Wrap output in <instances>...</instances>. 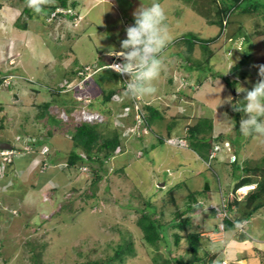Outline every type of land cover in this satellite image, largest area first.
Here are the masks:
<instances>
[{"label": "rangeland", "instance_id": "1", "mask_svg": "<svg viewBox=\"0 0 264 264\" xmlns=\"http://www.w3.org/2000/svg\"><path fill=\"white\" fill-rule=\"evenodd\" d=\"M73 1L70 15L60 7L67 18L36 17L34 2L0 0V142L13 146L12 152L0 150V264H160L186 256L185 241L172 242L178 232L173 222L184 219L189 225L181 234L200 236L199 258L216 254L213 264H237L221 262L227 240H236L233 230L211 239L213 230H202L214 223L213 211L228 205L239 169L264 158V135H241L239 121L245 114L222 104L229 95L233 101L243 99L237 84L251 90L260 79L264 0H158L171 40L153 82L156 92L135 97L126 94L119 74L103 66L110 60L108 49H119L125 28L134 23L133 12L152 0L67 2ZM27 6L33 18L24 28L21 11ZM80 80L87 81L80 85ZM145 104L151 108L147 112ZM88 111L100 114V122L82 120L81 112ZM141 111L149 121L136 136L140 124L130 123ZM198 123L211 127L194 142L199 154L208 153L205 137L223 136L230 144L222 148L224 141L216 142L219 151L211 168L192 147H183ZM82 124L96 126L102 139L117 134L120 140L117 155L104 161L103 171L92 165L101 176L95 183L89 166L65 163L73 150L71 136ZM233 156L235 165L228 161ZM188 193L196 194L194 201ZM148 202L155 208L154 219L166 227L169 249L164 242L147 245L136 225ZM240 207L238 216L245 210L244 204ZM245 231L264 239V207Z\"/></svg>", "mask_w": 264, "mask_h": 264}, {"label": "clouds", "instance_id": "2", "mask_svg": "<svg viewBox=\"0 0 264 264\" xmlns=\"http://www.w3.org/2000/svg\"><path fill=\"white\" fill-rule=\"evenodd\" d=\"M65 9V12H69L65 13L66 15H70V11H74L72 8L66 7ZM35 10L37 12L41 10L39 4H36ZM57 10L59 11L56 12ZM63 11L64 10L60 9L59 7L52 11V14H63ZM66 17L70 18L69 16ZM133 17L134 23L125 28V38L120 40L119 49H117L115 46H111L108 49L107 54L110 57L108 64L116 58L117 62H114L111 65V68L117 72L116 74L128 77V79L125 80L126 88L124 90H126V94L135 97L150 95L156 92V87L154 86L153 82L159 77L163 69L162 52L171 40V35L169 33L168 26L166 23V11L161 5V3L158 2V0H152V3L149 6L140 5V7H138L133 12ZM108 64L104 65L107 66ZM93 73L95 74V70L92 72V74ZM258 74L260 79L253 85L251 90L241 86L240 84H237L236 92L245 93L243 99H237L233 101L232 96L229 95L223 100L222 103L229 104L233 112L245 114V118H242L239 121V132L243 136H249L252 134L264 135V64L259 65ZM22 77L24 78V76ZM86 81L87 80H85L84 83H86ZM143 108L144 109L142 110H145V112L148 111L147 109H151L150 106L147 104L143 105ZM223 115L224 118L233 122V125L235 126L236 122L228 115V113L225 112ZM144 118L145 116L142 111L140 112V118L138 117V119H135V115L131 118V126L133 125L134 127V124L136 122L140 124V126L137 127V131L135 133L136 136L140 132V129L144 122ZM146 128L149 129L150 127L148 128L146 125ZM190 129H192V127ZM184 142L185 143H183V147L188 148V144L186 143L187 140L184 139ZM228 143V141H224L220 143L219 146L222 144V148H229L230 144ZM214 146V149L212 148L208 156L204 157V165L207 168H211V162H214L215 159L217 160L215 155L219 151V148L217 145L215 147ZM211 154H213L214 156L211 157ZM194 155L197 159L199 158V155L195 153ZM228 161L229 164L235 165L237 161L236 156H233L232 161ZM239 178L237 180H239ZM237 183L238 181H236L233 186H235V184ZM242 187H250V190L246 193H238V190ZM256 189L257 183H248L240 185L236 188L233 187L232 192L229 195V200L231 197H233L238 203H244L245 198L249 194L254 192ZM240 194H243L241 198H239ZM225 204L227 217H220L218 213L219 211L211 210L214 212L213 214L215 218L219 221L216 229H218L220 225L223 226L222 233L226 231L224 227V220L228 219L230 222H233L238 217V214L236 217L229 214L227 210V202H225ZM203 206V202L200 201L198 207L201 209V207ZM229 215L232 216V218H229ZM249 220L250 219L239 220L238 224L235 225V229H233V231H237V233L243 236L244 239L246 238L250 240L251 235H249L245 231V226L248 224Z\"/></svg>", "mask_w": 264, "mask_h": 264}, {"label": "trees", "instance_id": "3", "mask_svg": "<svg viewBox=\"0 0 264 264\" xmlns=\"http://www.w3.org/2000/svg\"><path fill=\"white\" fill-rule=\"evenodd\" d=\"M23 1L26 2L28 5L29 3L34 2L30 5L31 7H35L36 4H39L41 10L39 12H37L36 10L34 11L37 13L36 17H39L40 15H45L49 17L52 11H54L56 8H59V7L72 8V6H75L74 1L73 3L69 4L67 2L68 0H44L43 2H39L38 0H23ZM234 1L238 2L239 0H234ZM51 2H56V4H53L48 7L46 3H49L50 5ZM57 5L59 7H57ZM30 6L23 8V11H21L26 16L25 21L23 23L24 28L28 27V23L30 22L29 20L33 18V14L30 12L31 11ZM219 14H221L224 18L226 16L225 11H220ZM54 16H64V15L59 13V14H55ZM80 78L81 76H79V78L77 79H80ZM47 105L48 104H45V106ZM143 121L146 122L147 124L149 121V118L148 119L144 118ZM50 122L55 123L56 121L51 117ZM147 127L149 128L150 125H147ZM210 129H211L210 124L208 125L204 124L203 126H200V123H198L194 127H192V129L190 130V136L186 140L189 141L188 147L189 148L192 147L191 149H193V152L195 154L199 156L201 155L197 152V148H195V143L197 142L198 139L200 140L201 138V137H198V134H204L210 131ZM236 129H238V126H236ZM71 137L73 140V150L68 153V156L65 160L66 165L68 167H75V166L78 167L82 165L89 166L90 171L93 173V183L97 182L101 178V176H99V172L97 170H94L92 168V165L97 164L99 166L98 170L103 171L102 165L104 161L108 160L111 156L115 157V155H117L118 153L117 149L120 146V140L118 138L119 136L117 134H113L111 137H108V138L105 137V139H102L100 138L102 136L97 131L96 126L82 124L75 130L74 135ZM237 137H239V135ZM222 138L223 136H220L216 139H213V138L210 139L208 137L203 138L205 142H208L207 147L209 148L206 150V152H208L207 155L205 156L201 155V156L203 158L207 157L208 154L211 152L213 146L217 144L216 142H222L225 140ZM100 139H102L101 142L97 144V142ZM189 144H191V146ZM202 145L205 147L206 143L205 145L204 143H202ZM77 150H80L85 156H82V154L77 153ZM34 154H36V152H34ZM34 154H32L31 157ZM47 154L48 153H45L44 155H47ZM136 157L137 159H140L142 155L140 154L139 157L138 156ZM53 161L55 162V159L54 160H51V158L49 159V162L52 164L54 163ZM176 165L179 166L178 164ZM239 170L241 171V174H240L241 176L238 180V183L235 184L234 187L236 188L240 185L248 184V183H257V189L245 198L244 203H238L237 201H235L233 197L230 198L228 208H227L229 214L234 213L235 211L234 208H236V210L240 209L241 208L240 206L242 204H244L245 210L242 211L241 214H240L241 212L240 211L239 216L233 222H230L228 219H225L224 220L225 230L235 229V225L238 224L239 220L251 219L253 215H255L257 212H259L264 207V202H262L264 201V158L262 159L260 164H257L252 167L244 166L243 168ZM120 172L124 174L125 166H123L120 169ZM177 186H173V187H177ZM158 190H162V188ZM156 197L157 196L155 195L154 198ZM188 197H191L190 201H194L195 199L193 197H196V194L188 193ZM154 198H149L148 200L150 201V200H153ZM142 211L143 212L140 214V217L136 221V225L140 229L145 243L149 246L156 247L158 242H164L167 248L169 249L170 247L169 239L165 234L166 227L163 226L159 222V220L154 219L155 208L152 205H150V203L148 202L147 210L143 209ZM145 211H148V212H145ZM188 225H189V220H186V219L178 223L173 222V226L178 232L174 234L172 242L175 243V246H177L179 245L180 242L185 241V244L187 245V248L185 251L186 256L176 257L173 259H165L161 261L160 264H213L212 262H214L216 254L208 256L206 260L199 258V256L197 255V252L200 251V246H199L200 236L198 233H191L187 235L181 234L182 232L186 231V226ZM126 246H128V244H126ZM127 249L129 250V248ZM203 254L204 256L207 255L206 249H204ZM84 264H100V263H97L95 261H89V262H84ZM107 264H109V262H107Z\"/></svg>", "mask_w": 264, "mask_h": 264}, {"label": "crops", "instance_id": "4", "mask_svg": "<svg viewBox=\"0 0 264 264\" xmlns=\"http://www.w3.org/2000/svg\"><path fill=\"white\" fill-rule=\"evenodd\" d=\"M209 189L210 188L208 186L207 190ZM222 192L223 191L219 189L218 191L219 201H220ZM234 209L235 211L231 215L236 217L237 216L236 212L238 211V209L237 210L236 208ZM205 213L206 212H203V215H202L204 216V219L206 218ZM254 216L255 215H253V217ZM212 219L214 220V223L211 224L210 227H208L207 229H203L202 231H212L216 229L219 221L216 218L215 219L212 218ZM232 230L233 229L226 230V231H229L228 232L229 234V233H232ZM253 235L257 237L254 239L252 238ZM234 237L236 240H234V238L232 240L231 238L227 240L225 253L222 254L221 256V259H222L221 262L229 261V262H232V263L234 262L237 264H241V263L242 264H264V239L260 238L261 236L259 235V233H256V234L251 233V239L249 240L246 238L244 239L243 236L238 234L236 231L234 234ZM256 240L257 241L260 240V241L257 242ZM256 243H259L260 245H256ZM261 246L263 247V249L261 248ZM236 261H239V262H236Z\"/></svg>", "mask_w": 264, "mask_h": 264}, {"label": "built area", "instance_id": "5", "mask_svg": "<svg viewBox=\"0 0 264 264\" xmlns=\"http://www.w3.org/2000/svg\"><path fill=\"white\" fill-rule=\"evenodd\" d=\"M114 62H117L116 61V58L115 59H113L112 60V62H110L107 66H103V68H108V69H110V70H112V71H114L111 67V65L114 63ZM114 72H116V71H114ZM81 73V72H80ZM79 73V75H81V74H84V73H81L80 74ZM117 73V72H116ZM92 74V73H91ZM91 74H89V75H91ZM89 75H86L85 77H88ZM120 75V74H119ZM121 76V78L125 81L126 79H128V77L127 76H122V75H120ZM82 82H83V84H84V81L85 80H81ZM81 81H80V85H81ZM125 83H126V81H125ZM82 113V116H81V118H82V120L84 119V120H86L87 121V123H91L92 121H94V120H96L97 122H100V118L102 117L100 114H98V113H90V112H81ZM138 117L140 118V114H138V116H137V119H138ZM214 155L213 154H211V157H213ZM250 190V187H242V188H240L239 190H238V193H246L247 191H249ZM243 196V194H240L239 195V198H241ZM219 216L220 217H227V214H226V204H225V206L224 205H222V209L219 211ZM223 231V226L222 225H220L219 226V228L218 229H216V230H214V231H212V234H210V239L213 237V236H216V235H218L219 233H221ZM222 264H224V263H222Z\"/></svg>", "mask_w": 264, "mask_h": 264}, {"label": "water", "instance_id": "6", "mask_svg": "<svg viewBox=\"0 0 264 264\" xmlns=\"http://www.w3.org/2000/svg\"><path fill=\"white\" fill-rule=\"evenodd\" d=\"M13 146L9 144L8 142H0V150L1 151H12ZM205 189H208V186L206 185Z\"/></svg>", "mask_w": 264, "mask_h": 264}]
</instances>
